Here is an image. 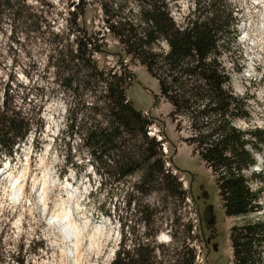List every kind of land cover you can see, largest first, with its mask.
Listing matches in <instances>:
<instances>
[{
  "label": "trees",
  "instance_id": "1",
  "mask_svg": "<svg viewBox=\"0 0 264 264\" xmlns=\"http://www.w3.org/2000/svg\"><path fill=\"white\" fill-rule=\"evenodd\" d=\"M44 3L49 4L42 0L40 5ZM72 5L66 29H49L50 66L63 92L71 96L67 134H79L101 177L99 187L108 180L122 183L138 177L128 205L137 203L149 229L158 209L142 204L141 197L157 193L161 200V225L144 238L136 235L131 250L126 249L121 223L123 235L112 264H199L201 234L193 221L185 234H172L171 244L179 242L176 257L154 240L168 222L167 211L176 215L189 193L165 165V139L149 133L154 120L128 98L131 71L118 65L101 67L96 54L105 51L110 35L127 56L146 66L158 80L160 96L172 105L176 129L186 133L183 140L215 175L226 214L247 216L264 209L263 186L254 188L251 182L258 176L264 180V168L248 174L264 152V126L254 122L249 94H239L234 87L239 50L243 56L237 9L227 0H194L186 11L173 9L171 0H78ZM90 6L100 8L101 18L92 29L84 18ZM31 8L27 0H0V28L9 19L39 32L50 10ZM9 88L0 107V154L12 157L32 130V119L14 106ZM231 240L235 264L264 263V219L234 225Z\"/></svg>",
  "mask_w": 264,
  "mask_h": 264
},
{
  "label": "rangeland",
  "instance_id": "2",
  "mask_svg": "<svg viewBox=\"0 0 264 264\" xmlns=\"http://www.w3.org/2000/svg\"><path fill=\"white\" fill-rule=\"evenodd\" d=\"M41 1L27 0L31 9L50 10L43 15L39 32L22 29L9 19L3 20L0 28V107L4 91L10 87L14 106L32 119V130L16 145L14 155L0 154V264H112L123 235L121 223L125 224L126 249L131 250L136 235L144 238L148 231L152 233L161 225V200L157 199V193L141 197L142 204L158 209L149 229L137 212V203L128 205L129 192L138 177L122 183L108 180L104 187H99L101 177L79 134L74 137L67 134L71 96L63 92L55 69L50 66L49 29L65 30L68 12L74 9L72 2L78 0H45L49 4L44 6L40 5ZM171 1L173 9L183 11L191 9L194 2ZM227 2L237 9L241 21L239 44L243 56L240 57L239 50L240 70L234 71V87L239 94H249L254 122L264 126V0ZM99 9L90 6L86 10L84 18L90 29L95 22L96 26L101 24ZM106 41L105 51L96 54L99 65H118L131 71L128 98L154 120L152 125L169 148L166 157L171 165L167 168L179 177L189 193L176 215L167 211L169 219L154 239L156 244L165 245L164 252L176 257L179 242L171 244L172 234H185L187 224L193 221L194 229L201 234L198 263L235 264L232 227L247 219H264V209L247 216L226 214L215 175L183 140L186 133L176 129L170 116L172 105L160 96L158 80L146 66L127 56L116 39L108 35ZM226 59L233 62L230 57ZM257 157L258 164L248 171L249 176L264 168V152ZM25 173L26 192L19 199L13 195L14 177ZM44 180L46 187L42 189ZM251 182L254 188L263 186L264 198V180L258 176ZM42 190L46 192L45 202ZM208 205L214 207L215 223L211 226L204 217ZM62 206L67 211L71 207L78 212L76 220L82 226L78 256L72 236L53 217ZM162 250L157 248L158 258L163 256Z\"/></svg>",
  "mask_w": 264,
  "mask_h": 264
},
{
  "label": "bare ground",
  "instance_id": "3",
  "mask_svg": "<svg viewBox=\"0 0 264 264\" xmlns=\"http://www.w3.org/2000/svg\"><path fill=\"white\" fill-rule=\"evenodd\" d=\"M26 173L22 176H15L14 177V185H13V195L18 197L19 199L22 195L26 192V179H23ZM46 187V180L43 181L42 189ZM15 197V198H16ZM23 198V197H22ZM42 198L43 201H46V192L42 190ZM81 211V210H80ZM82 214V213H81ZM78 216L77 210H72L71 207L68 211L62 206V208L54 215L55 221H61L63 226L66 227V232L68 235L72 236V242L75 248V254L78 256L80 253V233L82 231V226L79 222H77L76 217ZM62 228V227H61ZM61 230V229H60Z\"/></svg>",
  "mask_w": 264,
  "mask_h": 264
},
{
  "label": "built area",
  "instance_id": "4",
  "mask_svg": "<svg viewBox=\"0 0 264 264\" xmlns=\"http://www.w3.org/2000/svg\"><path fill=\"white\" fill-rule=\"evenodd\" d=\"M149 133H150V135L156 136L158 138V140L162 141L164 138L163 136H161L159 134V132L154 128L153 125L150 126ZM163 152L165 154V157L169 155V148H168V145L165 143V141L163 142ZM165 163H166L167 167L171 165V162L168 159V157L165 158ZM199 256H198V258H199Z\"/></svg>",
  "mask_w": 264,
  "mask_h": 264
},
{
  "label": "water",
  "instance_id": "5",
  "mask_svg": "<svg viewBox=\"0 0 264 264\" xmlns=\"http://www.w3.org/2000/svg\"><path fill=\"white\" fill-rule=\"evenodd\" d=\"M204 217H205L206 222L209 226H211L215 223V214H214L213 205H208L206 207V210L204 212Z\"/></svg>",
  "mask_w": 264,
  "mask_h": 264
}]
</instances>
